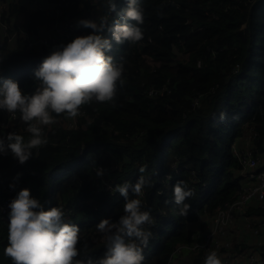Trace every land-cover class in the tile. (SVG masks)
Segmentation results:
<instances>
[{
  "label": "trees",
  "instance_id": "1",
  "mask_svg": "<svg viewBox=\"0 0 264 264\" xmlns=\"http://www.w3.org/2000/svg\"><path fill=\"white\" fill-rule=\"evenodd\" d=\"M7 2L4 19L13 25L22 15L32 36L40 27L55 28L62 18L76 23V34L64 43L92 30L78 26L81 19L107 15L106 0H68L56 18L54 5L62 0H43L39 10L34 0ZM118 9L127 0H115ZM144 22L138 25L143 39L117 44L110 34L115 62L123 63L125 83L111 103L84 105L76 128H68L64 115L45 130L48 144L24 164L0 154V191L11 176L22 173L19 189L31 190L45 210L60 207L65 220L80 228L78 260L98 259L106 246L96 225L105 218L117 221L123 215L124 197L101 191L96 185V169L106 170L105 178L114 186L135 183L139 168L151 181L145 186L142 210L155 221L144 225L152 237L144 264H168L174 249L192 243L191 226L212 216L219 205L238 198L242 188L239 162L232 144H243L244 130L254 126L252 143L264 159V0H139ZM132 23H135L134 21ZM143 45V47H141ZM53 46L28 48L18 39L10 44L0 26V83L11 78L25 94L38 87L35 70ZM168 80V81H167ZM163 93H151L160 90ZM7 114L0 110V120ZM223 115V119L221 116ZM29 134L19 127L3 128ZM167 175L171 177L168 178ZM177 182L194 190L185 216L177 215L173 190ZM194 187V188H192ZM130 197L133 194L129 193ZM249 216L262 214L256 203ZM9 219L0 218V264H11L4 256ZM192 262H204L201 253L190 255Z\"/></svg>",
  "mask_w": 264,
  "mask_h": 264
},
{
  "label": "clouds",
  "instance_id": "2",
  "mask_svg": "<svg viewBox=\"0 0 264 264\" xmlns=\"http://www.w3.org/2000/svg\"><path fill=\"white\" fill-rule=\"evenodd\" d=\"M106 5L114 18L110 20L105 15L79 20L78 26L91 29V34L77 36L57 46L44 58L34 72L38 82L34 93L25 94L11 78L0 83V110L12 115L19 113L26 125L24 131L29 134L28 139L17 132L0 137V154L10 153L24 164L33 156V150L38 155V150L48 144L44 129L56 122L53 114L74 120L84 105L96 102L115 106L118 89L125 83L124 69L122 62H115L113 56L107 54L113 45L104 33H109L117 44L141 41L143 32L138 25L144 22V9L139 0H127V7L123 9L117 8L115 0H106ZM145 171L144 166L139 168L140 175L134 184L109 186L112 193L124 197L123 215L117 221L105 218L96 225L106 246L102 257L86 262L76 259L80 254L79 226L66 221L60 207L45 210L43 204L32 197L29 188L21 189L9 204L4 256L10 258L11 264H144L149 256H144V249L152 237L151 230L144 225L155 223L150 213L142 210L144 188L151 184ZM105 173L103 168L96 169L97 177ZM194 194L186 184L177 182L173 190L177 215H187L190 205L185 201ZM203 264H223V261L215 251H209Z\"/></svg>",
  "mask_w": 264,
  "mask_h": 264
},
{
  "label": "built area",
  "instance_id": "3",
  "mask_svg": "<svg viewBox=\"0 0 264 264\" xmlns=\"http://www.w3.org/2000/svg\"><path fill=\"white\" fill-rule=\"evenodd\" d=\"M68 0H62L54 5V13L56 18H59L62 13V6L67 5ZM33 5L39 10H44L47 4L43 0H35ZM7 5L0 2V26L4 31V35L9 37L10 41L22 38L27 41L28 48H37L43 45L53 46L56 48L60 45H65L62 40L72 38L76 30V23L73 20L64 18L63 26L60 22L56 23L55 28L50 30L40 29V35L32 36L23 26L21 20L17 18L13 20L14 30L9 32L10 25L4 19V10ZM63 19V18H62ZM16 28V29H15ZM46 33V35L43 34ZM168 81V80H167ZM164 85L160 90H151V93H163L167 90ZM81 111L79 116L84 115ZM54 115V114H53ZM77 116L74 120L69 119L67 122L68 128H76L78 123ZM0 126L3 128L19 127L25 130L26 125L20 119L19 113L12 115L7 112L6 116L0 120ZM51 125L46 126L44 131L49 129ZM254 126H246L244 130V137L242 139L243 145L233 143L232 152L239 162V175L241 177L242 188L239 191L238 198L219 205L212 217V229L203 236L197 230L193 231L192 243L179 244L169 259L168 264H183L187 255L201 253L205 258L209 251H215L223 261V264H259L258 256L255 249L248 250H233L232 244L235 241L238 233V225L242 220L247 230H249L253 237L257 239L256 246L263 249L264 254V213L249 216L248 208L254 203L264 210V159L254 149L253 139L257 135ZM102 168V167H97ZM96 172V171H95ZM17 174L19 177L17 178ZM170 178V175H167ZM22 173L12 174L10 184L2 187L0 191V218L9 219L11 209L9 204L13 199V194L19 189L21 183ZM96 185L101 191L110 192L109 186L115 187L109 180L103 177L96 176ZM15 185L14 188L10 185ZM194 188V187H192ZM145 192V191H144ZM115 194V193H112Z\"/></svg>",
  "mask_w": 264,
  "mask_h": 264
},
{
  "label": "crops",
  "instance_id": "4",
  "mask_svg": "<svg viewBox=\"0 0 264 264\" xmlns=\"http://www.w3.org/2000/svg\"><path fill=\"white\" fill-rule=\"evenodd\" d=\"M243 145V144H241ZM192 230H197L199 233H202L203 236L206 235L212 229V216H206L200 222H197L191 226ZM233 242L234 248L233 250H248L251 246V249H257L255 251L256 255L258 256L259 264H264V254L262 248H258L256 246L257 239L253 237L252 233L246 229L244 222L241 220L238 225V233L237 237L234 239ZM262 251V252H261ZM189 255L185 258H188ZM184 260V261H185Z\"/></svg>",
  "mask_w": 264,
  "mask_h": 264
},
{
  "label": "rangeland",
  "instance_id": "5",
  "mask_svg": "<svg viewBox=\"0 0 264 264\" xmlns=\"http://www.w3.org/2000/svg\"><path fill=\"white\" fill-rule=\"evenodd\" d=\"M34 1H35V0H34ZM34 1H33V2H34ZM0 2H1V1H0ZM33 2H31L30 4H33ZM3 3H5V4L7 5V8L4 10V13H3V15L5 16V13H6L7 10H8V4H7V2H3ZM16 18H17L18 20H21V22H22L24 28L26 29V27H25V25H24V18H23V16H22V15H18L17 17H14L13 20H15ZM63 20H64V18L61 19V21H60V25H61V26H63ZM41 28H43L44 30H46V28H45L44 26H41L40 29H41ZM15 29H16V28H15ZM13 30H14V24H13V25H10L9 32L12 33ZM26 30H27V29H26ZM1 31H2V33H3V36H5V35H4V31L2 30V28H1ZM47 31H48V30H47ZM75 31H76V30H75ZM43 34L46 35V33H44V32H43ZM74 34H76V32H75ZM77 36H78V35H77ZM5 37H6V36H5ZM7 38H9V37H7ZM21 39H22V38H21ZM8 41H9L10 44H14L15 42H17V40H16L15 42H13V40L10 41L9 39H8ZM232 248H233V249H236V248H234V245H233V244H232ZM188 257H190V255H189ZM185 262H186V261H184L183 264H185ZM187 264H203V262H201V263H200V262H196V261H195V262H192V261H191V258H189V259L187 260Z\"/></svg>",
  "mask_w": 264,
  "mask_h": 264
},
{
  "label": "water",
  "instance_id": "6",
  "mask_svg": "<svg viewBox=\"0 0 264 264\" xmlns=\"http://www.w3.org/2000/svg\"><path fill=\"white\" fill-rule=\"evenodd\" d=\"M141 47H143V45H141Z\"/></svg>",
  "mask_w": 264,
  "mask_h": 264
}]
</instances>
